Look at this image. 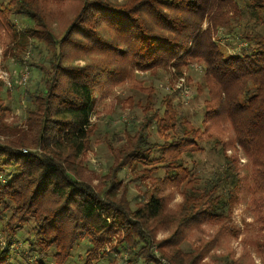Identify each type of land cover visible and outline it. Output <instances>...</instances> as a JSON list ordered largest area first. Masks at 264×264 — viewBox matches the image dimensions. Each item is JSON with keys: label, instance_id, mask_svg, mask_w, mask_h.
Instances as JSON below:
<instances>
[{"label": "trees", "instance_id": "1", "mask_svg": "<svg viewBox=\"0 0 264 264\" xmlns=\"http://www.w3.org/2000/svg\"><path fill=\"white\" fill-rule=\"evenodd\" d=\"M0 1L4 57L39 73L15 96L26 84L0 79V264H66L80 241L84 264H211L216 252L225 264H264V0ZM195 67L202 126L139 79H185ZM127 89L147 96L137 127L92 122ZM12 96L25 113L18 125L5 121ZM205 141L224 164L202 178L187 156ZM102 145L110 163L99 174L87 155ZM125 169L145 188L135 208ZM240 204L256 234L234 220Z\"/></svg>", "mask_w": 264, "mask_h": 264}, {"label": "rangeland", "instance_id": "2", "mask_svg": "<svg viewBox=\"0 0 264 264\" xmlns=\"http://www.w3.org/2000/svg\"><path fill=\"white\" fill-rule=\"evenodd\" d=\"M222 33L223 32H221L220 37L222 47L227 51H233V48L228 45V41H230L229 36ZM1 51V67L7 69L10 73L15 70H20L18 68H25L29 71V81L25 86L22 85V87H14L12 89L13 95L15 96L17 94V90L23 91L32 87L38 80L39 73L34 70L32 71L28 67V63L22 66L20 63L17 64V61L15 62L14 59H9L7 56L4 57L5 47L2 45H0V52ZM31 54L32 52L28 51L24 60H29ZM139 76V79L144 80L145 87L153 85L156 89L157 95L155 100L157 103L161 101L164 95H170L173 99V104L176 105L178 111L185 119L189 120L196 126H202L201 124L204 116L203 103L207 99V93L204 92L203 94H199L197 92V84L200 83L203 78V72L200 68L195 67L187 71L185 79H177L172 73L166 70H160L156 75L144 73ZM14 96L6 100V106L9 107L10 112L8 113V117L5 118V121L7 123L18 125L24 121L25 113L23 109L20 108ZM129 97L133 98L132 105H128L129 103L126 102V99ZM146 98L147 96L145 93L141 91H134L131 89L123 91L118 90L114 95L107 99L104 105L102 104V106L96 109L92 115V122L97 121L102 126L103 130H111L112 128L119 129L124 125H127L130 129H132V127H137V124L143 117L142 107H140V104H144ZM0 137L1 139L5 138V136ZM204 147V151L187 156L190 168L196 175L202 178L207 177L211 172L221 168L224 164L223 156L220 150L221 148L216 147L214 145V141H205ZM94 148L95 150L90 152L87 157L92 169L101 174L106 172V166L110 163L109 152L105 145ZM133 175L135 174H133L131 169H125L120 174V177L123 179V183L128 186V198L131 202L132 208H135L137 201L142 199L143 190L145 188L142 186V190H138V184H140V182L132 180ZM176 200H180V197L177 196ZM234 220L241 227H243L247 233L251 232L256 234L260 229L258 224L253 221L252 216L248 213L244 204H240L236 207L234 211ZM239 240L234 241V247L237 251V255L235 256L236 258L242 251V244ZM14 248L18 249V246L15 245ZM184 248L188 249L190 248V245L186 244ZM86 249H89L87 241L78 242L73 248L66 264H84V256H82L83 259H79V255H84ZM252 255L256 258V261L260 263V259L255 256L254 252H252ZM226 260L227 258L220 252H216L210 256L211 264H225ZM125 263L128 264L127 261ZM92 264L108 263L106 259L98 257L92 261Z\"/></svg>", "mask_w": 264, "mask_h": 264}, {"label": "built area", "instance_id": "3", "mask_svg": "<svg viewBox=\"0 0 264 264\" xmlns=\"http://www.w3.org/2000/svg\"><path fill=\"white\" fill-rule=\"evenodd\" d=\"M0 53L2 54V51ZM11 73L4 67H1V64H0V79L4 81L6 84L11 85V86L14 83L26 84V82L29 79V71L27 69H24V71L15 70Z\"/></svg>", "mask_w": 264, "mask_h": 264}]
</instances>
